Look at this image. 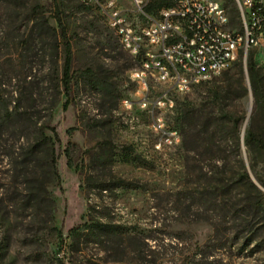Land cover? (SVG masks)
Instances as JSON below:
<instances>
[{
  "label": "rangeland",
  "instance_id": "rangeland-1",
  "mask_svg": "<svg viewBox=\"0 0 264 264\" xmlns=\"http://www.w3.org/2000/svg\"><path fill=\"white\" fill-rule=\"evenodd\" d=\"M59 19L72 50L67 94ZM231 28L242 29L238 13ZM250 56L264 98L262 40L246 62L175 97L161 114L180 136L169 144L149 114L121 107L136 62L98 10L0 0V118L19 105L61 138L57 173L47 151L28 162L26 119L0 123V264H264V101Z\"/></svg>",
  "mask_w": 264,
  "mask_h": 264
},
{
  "label": "built area",
  "instance_id": "built-area-1",
  "mask_svg": "<svg viewBox=\"0 0 264 264\" xmlns=\"http://www.w3.org/2000/svg\"><path fill=\"white\" fill-rule=\"evenodd\" d=\"M99 11L121 45L135 60V88L121 101L124 111L138 107L153 118L164 141L179 142L162 113L173 112L177 95L211 81L236 61L246 62L251 48L264 40V0H236L242 29L231 28L221 0H80Z\"/></svg>",
  "mask_w": 264,
  "mask_h": 264
},
{
  "label": "trees",
  "instance_id": "trees-1",
  "mask_svg": "<svg viewBox=\"0 0 264 264\" xmlns=\"http://www.w3.org/2000/svg\"><path fill=\"white\" fill-rule=\"evenodd\" d=\"M224 1L226 3L225 4L226 8L230 7V12L233 18H235L236 13L239 14L238 8H235L233 4L235 0H224ZM83 5L87 9H93L89 6H86L85 4ZM161 5L162 4L159 0H155L153 1V3H151V5L147 9L148 11L156 12L157 9L161 7ZM59 25L61 26V33L60 35L55 34V36H56V41H58V39L61 38V44L63 45L65 49V61H64L63 76H62L61 82L64 88V92L67 94L69 93L70 88H71L70 73H71L72 50H71V44L69 40L67 39L66 30L64 26L62 25L61 19H59ZM49 28H51L53 32H56V28L50 27V26ZM53 55L55 58V63L58 64V60H57L58 52H55ZM248 70H249V76H250V82H251V89L255 96L256 103L259 105L264 101L263 94H262L263 93L262 92V79H261V75L259 73V70L252 56H250L248 60ZM59 87L60 85H57V88ZM0 97H1V94H0ZM67 105H68V101L65 102L64 107H67ZM35 116H36L35 112H27V111L19 112V105H16L10 112H7L5 117L0 118V123L2 124L9 123V122L11 123V121L12 120L14 121L16 117L17 119L19 118L26 119L29 122L30 127L33 128L32 131L28 133L27 139H26L27 153H28V156L32 157V158L29 157L28 162L29 163L32 162L31 160H33L34 158L37 159L38 156L43 151L45 152L47 151V153L49 152V155L51 157L50 163L51 165L55 166V171L57 172L56 150H57V146L61 144V138L55 126L45 125L41 123L40 120ZM194 117H195V111L191 108L189 109L188 107H184L178 113L179 120L185 124H188L189 126L193 124ZM46 128L51 130L52 135H48L45 132ZM253 140H254V133L251 131H248L246 138H245L246 145L251 146V143H253ZM241 179L248 181L249 180L248 174L246 173L243 174L241 176ZM252 185L255 186L254 184ZM43 193L44 195H47V196L49 195V192L46 189L44 190ZM258 201L252 202V201L247 200L245 208L250 209V208L257 207L256 205L259 204ZM234 212H235V215L239 214L237 209Z\"/></svg>",
  "mask_w": 264,
  "mask_h": 264
}]
</instances>
